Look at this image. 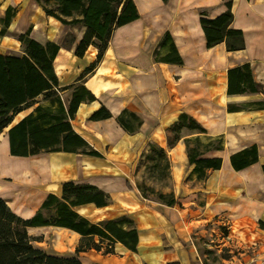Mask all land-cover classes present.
<instances>
[{
  "label": "crops",
  "instance_id": "0c3cea01",
  "mask_svg": "<svg viewBox=\"0 0 264 264\" xmlns=\"http://www.w3.org/2000/svg\"><path fill=\"white\" fill-rule=\"evenodd\" d=\"M133 1L139 17L114 30L101 59L77 81L98 52L90 45L82 57L75 55L84 28L71 27L47 16L36 0L31 4L29 0L25 3L0 0V30L7 7L15 8V15L0 35L3 44H8L12 33L18 35L30 28L33 39L59 46L53 60L58 86L82 83L95 97L78 105L70 123L101 154L98 157L54 151L14 156L10 154L5 133L0 140V173L4 174L0 177L13 178L18 186L37 181L34 188L42 192L31 195L25 202L21 201L23 194L6 202L14 213L30 218L47 194L60 195L64 181L93 184L108 193L111 201L105 206L85 203L73 209L93 223L127 215L137 230L136 250L120 242L113 244L110 253L89 247L77 253L79 264H204L198 243L205 238L216 247L230 244L246 250V254L252 251L249 264H264V108H227L229 104L264 100V0H232L233 19L229 27L241 30L244 39V48L236 51H228L224 42L206 47L200 18L212 19L225 12L228 8L221 0ZM70 29L76 33L64 45ZM166 31L172 35L182 57L181 65L156 61L153 57ZM14 44L20 51L0 49V54L20 53V41L14 40ZM245 62L250 64L253 78L261 83L263 92L228 93L227 70ZM72 89L60 92L65 105ZM37 100L43 102L41 96ZM101 105L112 116L90 119ZM31 109L17 113L11 124ZM123 109L141 119L136 131H125L115 120ZM181 112L196 119L205 132L182 129L181 138L169 145L166 130ZM196 136L203 143L206 137L223 139L222 149L209 150L197 157L222 158L221 167L209 170L205 179L192 172L193 165L186 152L185 139L192 145ZM149 143L167 152L171 185L162 192L174 193L177 204L173 206L143 197L137 187V166ZM253 144L257 145L258 160L235 170L229 156ZM16 175L24 178L18 179ZM0 197L6 198L3 194ZM225 222L226 232L222 236L219 226ZM36 229L64 244L58 251L47 250L48 254L72 256L83 240L78 232L59 226L28 227L27 231ZM92 239L98 242L97 236Z\"/></svg>",
  "mask_w": 264,
  "mask_h": 264
},
{
  "label": "trees",
  "instance_id": "16d2710c",
  "mask_svg": "<svg viewBox=\"0 0 264 264\" xmlns=\"http://www.w3.org/2000/svg\"><path fill=\"white\" fill-rule=\"evenodd\" d=\"M36 2L47 16L71 27L84 28L85 32L75 50L76 56L82 57L90 45L98 49L96 59L78 76L77 81L89 73L101 59L114 30L139 17L133 0H36ZM221 2L228 8L225 12L212 19L200 18L206 47L210 48L224 42L228 51L243 49L242 31L229 27L233 19L232 0ZM14 15L15 8L7 7L4 17L1 18L3 28L0 35H3L4 27L10 23ZM29 33L30 28L18 34L21 43L20 53L0 54V133L8 127L6 133L10 154L32 156L42 152L68 151L101 156L72 129L70 123L78 105L95 97L82 83L59 87L53 67L59 46L51 41L41 43L30 37ZM157 47L166 49V52L159 58L155 56L156 61L182 64V57L169 31L164 33ZM69 87L73 88L72 94L65 105L60 92ZM227 92H263L261 83L253 78L248 62L227 70ZM39 96L43 102L37 100ZM30 107L32 109L24 117L11 124L17 113ZM245 107L264 108V100L246 105L227 106L229 110H240ZM111 116L110 111L101 105L92 113L90 119L98 120ZM115 120L127 132L136 131L141 124V119L127 109H123ZM182 129L197 133L205 132V128L196 119L181 112L177 120L166 130L169 145H173L181 138ZM206 140L203 143L200 137L196 136L190 145L188 139H185L188 161L193 165L192 172L199 179H205L209 170L219 169L222 163L221 157L197 158L206 151L223 148L221 136L206 137ZM257 160L256 144L229 156L230 164L235 170ZM139 164L146 165L156 178L164 175L169 177L170 163L167 152L155 143H149ZM262 169L264 171V164ZM137 187L145 198L169 206L177 204L172 191H157L145 184H137ZM149 193L155 197L150 198ZM110 201V195L99 187L68 180L62 183L60 195L47 194L35 213L30 218H23L14 213L6 200L0 197V264H79L76 257L79 251L93 247L110 253L115 242H120L135 251L138 241L137 230L133 220L127 215L93 223L73 209L85 203L101 207ZM46 225L74 230L83 236L84 242L76 246L75 254L72 256L48 254L32 244L34 238L27 231L28 227ZM93 236L98 237V242L92 239Z\"/></svg>",
  "mask_w": 264,
  "mask_h": 264
},
{
  "label": "rangeland",
  "instance_id": "374dc122",
  "mask_svg": "<svg viewBox=\"0 0 264 264\" xmlns=\"http://www.w3.org/2000/svg\"><path fill=\"white\" fill-rule=\"evenodd\" d=\"M26 1L27 0H24V3ZM31 3H32V0H29V4ZM33 17H34V14H31L30 18H33ZM75 33L76 32L74 30L70 29L67 32V39L65 40V42H63V44L67 45L68 41H70V39ZM17 39H18V35L16 33H12L7 39L8 40L7 45L3 44V40L2 41L0 40V44L2 43L0 45V49L5 50L7 52H9V50L20 51V47L15 46L14 44V40H17ZM10 41L14 44V46L9 45ZM165 52H166V49H158V50L154 49L153 57L157 56L159 58ZM6 131L7 129L3 130L0 133V140L2 139V137L3 138L5 137L4 134L6 133ZM0 175H4V174L0 173ZM16 177L18 179L24 178L21 175H16ZM136 181H137V184H145L147 186L152 187L154 190H157V191H162L166 186L171 185L168 175H164L160 178H156L155 174L151 173V170L147 169L146 165L144 164L140 165L139 163L137 166ZM36 185H37V181H34V183H30L29 185H26V186H18L14 183L13 178L0 177V194L5 195L6 197L5 200H9V201L17 200L18 198L22 197V194H23V196L25 197L21 198V201L25 202L26 200H29L31 198V195L41 192L37 188H34ZM28 186L29 187L31 186L32 188H29V189L24 188ZM148 196L150 198L155 197L154 194H150V193L148 194ZM262 200H264V191L262 192ZM226 226H227L226 222L219 226V230L222 233V236L225 235ZM28 233L34 238L32 244L35 247L40 248L46 253H48L47 250L58 251L59 247H62L64 245L63 242L57 241L56 239H54V236H51V235L46 236L44 233H42L41 231L37 229L33 231L30 230L28 231ZM207 241H208V238H205L203 240H200V242L198 243L199 251L203 255L202 260L204 264H236L238 263L239 260H245L250 263V260L253 258V257L248 258L246 256L247 255L246 250H242L240 247H234V246H231L230 244H229L230 246L225 245L222 247H216L214 246L215 243L210 242V241L207 242ZM81 242L83 243L84 241L81 240Z\"/></svg>",
  "mask_w": 264,
  "mask_h": 264
},
{
  "label": "built area",
  "instance_id": "2783aa9c",
  "mask_svg": "<svg viewBox=\"0 0 264 264\" xmlns=\"http://www.w3.org/2000/svg\"><path fill=\"white\" fill-rule=\"evenodd\" d=\"M247 254L250 256L249 258L253 257V252L252 251L247 252ZM243 255H244V253H243ZM236 264H249V262L245 261V260H239L238 263H236Z\"/></svg>",
  "mask_w": 264,
  "mask_h": 264
}]
</instances>
